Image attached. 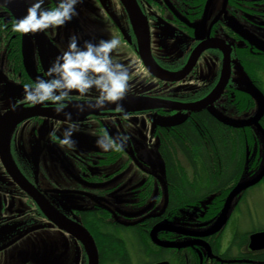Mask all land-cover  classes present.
I'll return each instance as SVG.
<instances>
[{
	"label": "flooded vegetation",
	"instance_id": "1",
	"mask_svg": "<svg viewBox=\"0 0 264 264\" xmlns=\"http://www.w3.org/2000/svg\"><path fill=\"white\" fill-rule=\"evenodd\" d=\"M23 2V8L0 2V264H88L84 243L68 230L72 226L89 233L98 264H184V248L178 246H197L205 227L184 218L189 209L188 215H196L197 204L174 202L169 163L190 185L197 179L190 162L204 166L200 154L190 153L189 161L181 154L194 148L181 135L187 124L201 136L209 165H215L216 151L199 126L200 115L240 140L238 130L245 128L226 126L207 108L242 121L255 109L242 90L246 83L264 95V51L248 41L264 45V0H82L71 21L35 34L12 29L32 0ZM45 6H55V0ZM142 33L159 77L139 57ZM73 34L81 45L118 38L115 55L130 68L131 90L119 102L122 110L108 104L78 111L76 102L69 104L64 111L80 122V130L73 133L75 149L68 150L48 135L65 126L63 113L48 102L21 101L23 84L44 76ZM212 93L206 108L193 110ZM104 132L129 133L130 140L124 149L105 153L95 145ZM191 224L196 229L189 230ZM153 229L172 246L151 241ZM109 236L121 244L124 261L104 256L102 240ZM231 238L218 244V255Z\"/></svg>",
	"mask_w": 264,
	"mask_h": 264
},
{
	"label": "clouds",
	"instance_id": "2",
	"mask_svg": "<svg viewBox=\"0 0 264 264\" xmlns=\"http://www.w3.org/2000/svg\"><path fill=\"white\" fill-rule=\"evenodd\" d=\"M81 2L55 0V6L46 7V0H32L25 14L15 18L12 29L35 34L63 26L78 15L76 5ZM119 44L118 38L110 37L96 42L86 40L81 45L73 34L44 76L23 84L21 102L31 105L48 102L57 114L63 113L65 126L62 129L53 127L48 134L62 149H75L73 133L80 130V122L73 121L72 114L64 111L69 104L76 102L78 111H84L85 107L102 110L108 104L122 110L119 102L131 90V72L115 55ZM89 134H94V130ZM129 140V133L112 136L104 132L96 135L95 145L107 153L124 149Z\"/></svg>",
	"mask_w": 264,
	"mask_h": 264
},
{
	"label": "trees",
	"instance_id": "3",
	"mask_svg": "<svg viewBox=\"0 0 264 264\" xmlns=\"http://www.w3.org/2000/svg\"><path fill=\"white\" fill-rule=\"evenodd\" d=\"M198 123L204 131L213 151L214 149L216 151L213 153L215 165H209L208 159L211 156H208L206 150L203 148L201 136L191 125L186 124L180 128L181 135L183 134L194 148L190 152L188 149L182 147L181 154L189 161L192 159L193 152H195L202 156L205 163L203 167L197 168L194 166L193 161L190 162L191 173H189L197 178L193 180L192 185L185 181L183 182L182 179H178L173 172V168L170 165L171 163H169V169L171 170L169 176L171 181V192L175 193V195L173 194L174 202L183 199L184 205L197 204L196 207L198 212H196V215L185 214L184 218L186 219L187 217V219L191 220V223L194 220H198L200 228L202 229V227H205L202 229V231H204L208 228V225L220 215L228 195L237 183L245 177L253 176L259 170L262 162L263 149L260 139L252 127H245V129L238 130V134L240 135L239 140V136H236V134L232 135L234 138L231 139L228 130L207 115H200ZM260 124L264 129L263 120L260 121ZM236 131L237 130L234 132ZM244 131L246 135H243ZM179 138L178 136L177 140H179ZM190 153L192 156L189 155ZM246 172H248L247 175H245ZM261 183H264V176L257 184L246 189L242 194L237 196L233 210L238 211L248 191L255 189ZM179 193L180 197L178 198L177 196ZM192 212L193 211L189 209L184 213L191 214ZM231 215L230 212L226 224L229 222ZM185 223L187 222L185 221ZM187 228H190L189 230L196 229L192 227V224L191 226L187 225ZM260 230H264V227L251 226L250 229H245L243 231L236 229L232 235L230 245L226 249L224 255L221 256L218 255V240L222 230L212 234L198 235L200 239L197 246H193L191 243L189 245L184 243L183 246L179 245L178 247L184 248V264H190L191 260L193 264H202V262L207 261V259H213L214 264H216V261L219 264H264V250L251 252L247 248L249 234ZM156 234L157 231L155 237ZM186 235L187 234H185V236ZM151 241L157 244L152 237ZM157 241L163 243V245L158 244L161 247L164 245L168 246L159 239H157ZM102 242L104 244L103 254L105 257L109 259L117 258L120 262L124 261L125 255L122 256L123 248L121 244L117 243L111 236L104 237ZM198 257L203 258V260L199 261Z\"/></svg>",
	"mask_w": 264,
	"mask_h": 264
},
{
	"label": "water",
	"instance_id": "4",
	"mask_svg": "<svg viewBox=\"0 0 264 264\" xmlns=\"http://www.w3.org/2000/svg\"><path fill=\"white\" fill-rule=\"evenodd\" d=\"M3 0H0L2 2ZM8 3L12 7H17V8H23L25 6L23 0H7ZM138 40H139V57L146 66V68L155 76L159 77L160 73L157 68V66L153 63L151 60V55L149 53V45H148V38L146 33H142L138 35ZM248 41L254 45L257 49L264 51V45L259 43L256 40H253L248 37ZM25 59H26V54H24ZM245 91L247 94L251 96V98L255 101V109L252 113V116L248 119L242 120V121H236L229 119L227 117H224L217 113L215 110L212 108H207L210 114L219 122L233 127V128H245V127H252L257 136L260 139L261 146L263 149V156H262V162L260 165L259 170L251 177H245L241 181L237 183V185L232 189L230 194L228 195L226 202L224 204V207L220 213V215L216 218L214 222L218 220V224L210 228L208 227L206 230H204L200 235L203 234H212L217 231H220L223 226L226 224L228 220V216L233 209V206L236 202L237 196L242 194L246 189L254 186L257 184L264 176V129L262 128L260 121L262 120L264 116V95L255 87L251 84V82L246 83L245 87L242 89ZM213 98V93L209 96H207L205 99L202 101L196 103L193 108L194 111H198L200 109L206 108L208 104H210L211 100ZM12 116V115H10ZM68 230L73 234V236L77 239H80L85 245V249L88 255V264H98V258H97V250L95 247V244L89 235V233L84 230L83 228H79L78 226H75L72 228H68ZM188 232V231H187ZM189 235H194L197 236L196 233H187ZM156 229H153L151 232V237L152 239L159 245H163V243L158 242L156 237H155ZM166 246V245H164ZM172 246V245H168ZM247 248L251 252H259L264 250V230L256 231L248 236V242H247ZM154 264H168L167 262H157Z\"/></svg>",
	"mask_w": 264,
	"mask_h": 264
},
{
	"label": "rangeland",
	"instance_id": "5",
	"mask_svg": "<svg viewBox=\"0 0 264 264\" xmlns=\"http://www.w3.org/2000/svg\"><path fill=\"white\" fill-rule=\"evenodd\" d=\"M247 173L248 172H246L245 175H247ZM231 214L230 220L227 225L223 226L225 230L218 240V244L223 246L228 244L234 228L243 231L245 229H250L251 226L264 227V183L248 191L247 196L244 198V202L241 203L240 209L238 211L232 209ZM214 221L211 222L208 227L213 228L218 224V220L216 222ZM223 228L221 230H223Z\"/></svg>",
	"mask_w": 264,
	"mask_h": 264
}]
</instances>
